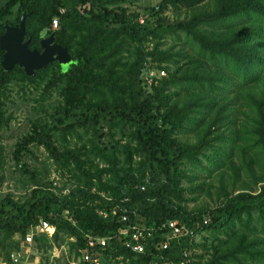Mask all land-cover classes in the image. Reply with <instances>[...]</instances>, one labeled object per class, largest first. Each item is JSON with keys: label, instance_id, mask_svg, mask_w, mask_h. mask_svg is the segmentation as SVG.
<instances>
[{"label": "trees", "instance_id": "16d2710c", "mask_svg": "<svg viewBox=\"0 0 264 264\" xmlns=\"http://www.w3.org/2000/svg\"><path fill=\"white\" fill-rule=\"evenodd\" d=\"M143 1L8 0L0 11V37L30 14V49L42 51L48 31L72 58L28 77L19 66L6 72L0 50V157L12 86H44L59 97V119L34 124L16 161L44 147L81 184L56 195L33 178L26 200L0 199V264L42 222L58 246L75 239L77 256L92 237L108 241L97 248L105 259L130 264H264V0ZM146 69L166 73L151 90ZM105 126L127 142L102 147ZM79 130L94 137L73 147ZM200 195H215L214 205L200 206ZM170 222L184 233L164 249ZM135 227L148 233L144 254L126 248L122 233Z\"/></svg>", "mask_w": 264, "mask_h": 264}, {"label": "rangeland", "instance_id": "374dc122", "mask_svg": "<svg viewBox=\"0 0 264 264\" xmlns=\"http://www.w3.org/2000/svg\"><path fill=\"white\" fill-rule=\"evenodd\" d=\"M7 2L8 0H0V11L5 7ZM158 3L159 1L157 0H144L141 5L144 7L156 6ZM173 14L172 10L166 13L171 20H175L176 17ZM144 20L145 18H141L140 22L143 23ZM150 65L153 67V64L150 63ZM66 67L64 66V68ZM154 73L157 78L152 85L147 82V79H149L148 72L147 74L146 72L142 74L141 85L146 90H151L153 85H157L164 78L162 71L154 70ZM58 99L59 97L56 94L53 97L45 96L44 86L40 88L30 85H27V87L23 85L12 86L9 100L6 104L7 117L10 118V124H8V127H4L1 132V142L4 152L2 157H0V199L13 195L16 200H26L30 192L35 189L33 178H36L40 184L47 183L48 186L50 184L53 185V192L56 195H69L71 191L81 186L71 174L59 168L44 147L32 146L28 153H24L20 163H17L15 158L17 144L33 130L34 124H56L59 119L55 110L59 103ZM78 132L82 140H79L75 135L68 137L73 147H81V145L88 144L89 140L94 137L93 133L90 135L85 134L83 130H79ZM102 133L104 138L99 141L102 147L110 148L117 141L121 142L122 145L127 142L126 139H122L119 132H116L115 138L108 137L110 131L107 126L103 128ZM55 141L57 142V140ZM57 145L59 147L62 146L60 141L57 142ZM97 162L99 161L97 160ZM100 165L104 166L101 163ZM109 179L110 177L106 178V180ZM102 197L111 200L107 194H102ZM200 197L202 199L199 203L200 206L205 204L214 205L215 195L213 201L203 195H200ZM190 206L195 207L196 204L191 203ZM45 236L52 245L51 249H46V244L40 239ZM166 236L169 238L174 237L171 234ZM36 238L40 240L36 242ZM16 239L17 241L21 240L19 237ZM201 240L202 238H198V241ZM75 241V239L66 238L61 246H58L54 243L53 237H50L48 233L41 234L36 229H33L25 243L12 253L11 259L14 254H18L22 257L23 262L21 264H75V262H80V256H77L76 250L71 249L72 243Z\"/></svg>", "mask_w": 264, "mask_h": 264}, {"label": "water", "instance_id": "95a60500", "mask_svg": "<svg viewBox=\"0 0 264 264\" xmlns=\"http://www.w3.org/2000/svg\"><path fill=\"white\" fill-rule=\"evenodd\" d=\"M31 15L23 16L19 27H6V32L0 37V50L4 52L2 67L6 72L19 66L28 77H34L38 71L46 69L50 64L58 63L68 66L72 58L68 48L55 43V36L46 37L48 31L42 34L41 50H31V41H26V23Z\"/></svg>", "mask_w": 264, "mask_h": 264}, {"label": "built area", "instance_id": "2783aa9c", "mask_svg": "<svg viewBox=\"0 0 264 264\" xmlns=\"http://www.w3.org/2000/svg\"><path fill=\"white\" fill-rule=\"evenodd\" d=\"M54 1H62V0H54ZM59 23L58 20H55L53 23V30H58ZM146 74L148 72L149 79H147V82L152 85L156 78L155 73L153 69H146ZM162 76H166V73L162 72ZM145 79V78H144ZM152 80V81H150ZM125 222L128 221V217L125 216L123 218ZM169 229L170 234L174 237H181L183 235V229L181 228L179 223L177 222H170L169 223ZM37 232H40L41 234L48 233L49 236L54 237L56 233V229L52 227L50 224L42 222L40 226L37 228ZM153 235L154 233L151 232ZM169 235V234H168ZM122 236L125 238H128V241L126 243V248L131 250L135 254H144L146 253V247L145 242L147 241L148 233L144 230H141L139 228H132L131 230H126L124 233H122ZM88 243L86 249L81 252L80 256V262H75V264H130L129 260H126L125 258H110L105 259L104 256L101 254V252L98 251V247H106L108 241L107 240H101V239H95L92 237L87 238ZM165 239H167V242L164 243V249L169 248V242L171 238L165 235ZM22 257L20 255L14 254L12 256V264H21Z\"/></svg>", "mask_w": 264, "mask_h": 264}]
</instances>
